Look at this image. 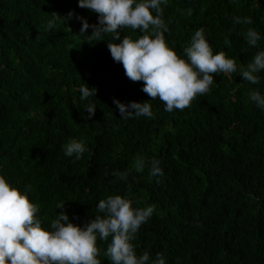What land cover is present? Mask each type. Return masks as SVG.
Masks as SVG:
<instances>
[{
	"label": "trees",
	"instance_id": "16d2710c",
	"mask_svg": "<svg viewBox=\"0 0 264 264\" xmlns=\"http://www.w3.org/2000/svg\"><path fill=\"white\" fill-rule=\"evenodd\" d=\"M56 13L62 17L45 31ZM77 16L93 24L98 13L78 0H0V174L30 186L45 225L61 211L84 224L100 199L127 193L134 207L155 205L135 235L138 254L161 253L167 264H264V111L248 98L251 88L264 92V72L257 84L238 72L213 74L207 93L168 112L113 60L112 34L89 39ZM234 16L252 23H234ZM162 18L179 52L201 26L213 51L238 67L264 47V0H166ZM249 27L262 35L257 46L247 44ZM118 31L121 39L143 34ZM84 82L97 91L81 100ZM114 97L150 100L153 116L123 119ZM72 137L86 142L79 160L64 155ZM138 155L160 161L158 183L147 168L135 171ZM113 169L127 178H114ZM109 240H98L101 264H110L103 255Z\"/></svg>",
	"mask_w": 264,
	"mask_h": 264
},
{
	"label": "clouds",
	"instance_id": "9594fccd",
	"mask_svg": "<svg viewBox=\"0 0 264 264\" xmlns=\"http://www.w3.org/2000/svg\"><path fill=\"white\" fill-rule=\"evenodd\" d=\"M165 2L78 0V6L98 13L97 22L93 24H89L85 17L77 16L82 22L79 33H88L89 39L111 33L115 42L108 41L107 47L113 60L122 64L130 80L143 81L142 91L162 101L164 110L168 112L183 109L197 96L207 93L214 85L213 74L238 72L243 81L251 84L260 81V73L264 72V47H258L251 60L238 67L235 58L227 56L225 51H213L205 28L201 26L192 34L190 43L179 52L165 35L168 31L162 18V4ZM73 14L70 10L63 18L66 20ZM58 17L62 16L56 13L47 22L45 31L54 27ZM233 21L252 23L250 17L234 16ZM90 27L91 33L87 31ZM125 27L139 29L143 34L135 39L126 34L121 39L118 29ZM245 38L250 47L257 46L262 35L249 27ZM96 91L95 87L84 82L79 87L80 99L85 100ZM248 98L264 111V92L251 88ZM149 101L125 103L113 98L123 119L132 116L151 118L153 110ZM85 108L88 116L95 113L93 103H87ZM62 147L64 155L74 157V160H79L87 150L83 137L69 138ZM132 166L137 172L147 168L149 177H155L157 183L163 175L160 161L155 157L138 155ZM111 175L123 180L128 173L113 169ZM29 192L30 186L21 189L0 174V264H101L98 240L103 242L109 238L103 255L110 264H167L161 253L152 258L148 251L138 254L137 245L133 243L140 226L153 215L154 204L134 207L135 202L127 193L108 195L96 203L97 214L84 224L74 223L67 211H61L45 225L38 215L39 204L30 199ZM64 206L65 202H59L56 208Z\"/></svg>",
	"mask_w": 264,
	"mask_h": 264
}]
</instances>
